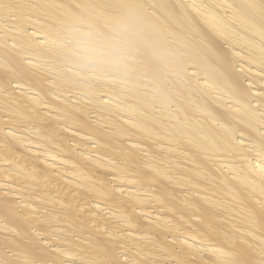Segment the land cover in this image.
Here are the masks:
<instances>
[{
    "label": "bare ground",
    "instance_id": "bare-ground-1",
    "mask_svg": "<svg viewBox=\"0 0 264 264\" xmlns=\"http://www.w3.org/2000/svg\"><path fill=\"white\" fill-rule=\"evenodd\" d=\"M0 264H264V0H0Z\"/></svg>",
    "mask_w": 264,
    "mask_h": 264
},
{
    "label": "clouds",
    "instance_id": "clouds-1",
    "mask_svg": "<svg viewBox=\"0 0 264 264\" xmlns=\"http://www.w3.org/2000/svg\"><path fill=\"white\" fill-rule=\"evenodd\" d=\"M121 34L117 32L118 36ZM122 51L123 45L119 39L108 41L93 32L83 34L81 59L88 65L104 62L118 70L122 62Z\"/></svg>",
    "mask_w": 264,
    "mask_h": 264
}]
</instances>
